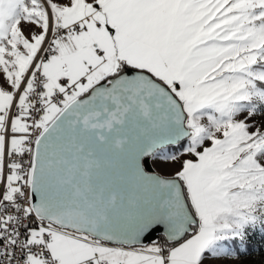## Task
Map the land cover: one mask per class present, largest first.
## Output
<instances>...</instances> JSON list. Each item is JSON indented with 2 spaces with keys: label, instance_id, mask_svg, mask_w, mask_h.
Instances as JSON below:
<instances>
[{
  "label": "snow or ice",
  "instance_id": "6c2138e0",
  "mask_svg": "<svg viewBox=\"0 0 264 264\" xmlns=\"http://www.w3.org/2000/svg\"><path fill=\"white\" fill-rule=\"evenodd\" d=\"M257 243L264 0H0V264Z\"/></svg>",
  "mask_w": 264,
  "mask_h": 264
},
{
  "label": "rangeland",
  "instance_id": "374dc122",
  "mask_svg": "<svg viewBox=\"0 0 264 264\" xmlns=\"http://www.w3.org/2000/svg\"><path fill=\"white\" fill-rule=\"evenodd\" d=\"M241 264H264V250L257 243L255 250L242 258Z\"/></svg>",
  "mask_w": 264,
  "mask_h": 264
}]
</instances>
